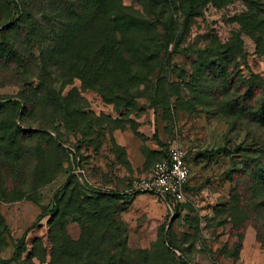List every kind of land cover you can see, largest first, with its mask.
Here are the masks:
<instances>
[{"label": "rangeland", "instance_id": "1", "mask_svg": "<svg viewBox=\"0 0 264 264\" xmlns=\"http://www.w3.org/2000/svg\"><path fill=\"white\" fill-rule=\"evenodd\" d=\"M150 1L122 0L146 17ZM156 1L165 21L120 34L79 17L83 0H0V264H264V51L242 18L252 5ZM16 5L29 15L6 31ZM102 41L118 49L103 77ZM174 146L191 166L178 211L113 194Z\"/></svg>", "mask_w": 264, "mask_h": 264}, {"label": "trees", "instance_id": "2", "mask_svg": "<svg viewBox=\"0 0 264 264\" xmlns=\"http://www.w3.org/2000/svg\"><path fill=\"white\" fill-rule=\"evenodd\" d=\"M249 1L250 4L252 5V8H250L248 12L242 15L243 20H245L244 28L247 31L249 30L253 32V34L258 33L255 36V38L259 43L260 49L262 48L260 52H263L264 41L262 37H264V19H263L264 0H249ZM181 2L184 6L190 4L189 0H187V2H185V0H182ZM69 5L73 6L72 12L75 11V5L72 2H69ZM149 5L152 8V12L149 14V17H146L136 8L131 6H126L122 2V0H96L92 10L90 9V4L88 3V1L83 0L82 7L81 9L79 8L78 13H79V17H83V19H87L90 16L92 21L96 23L98 28L103 30L104 32L108 31L110 33L114 30L115 32L117 31L120 34H123L125 30L131 27L133 28L134 26L139 25L141 22H145L146 24H148V26L153 28L158 23L156 18L163 19V17H165L166 9L163 3L158 2L156 0H151ZM16 7L19 16L14 21H12L11 24L7 25L4 28V30L6 31L22 26V24H24L23 22L25 21V19H27V16L29 15V11L27 10V8L20 9L18 5H16ZM185 13H186V23H187L191 19L192 14L190 13V11ZM152 16H154L155 19H152ZM163 21L165 20L163 19ZM163 23L166 24V28L174 26V20L172 17L166 18V22ZM64 33L65 35L67 34L66 31ZM1 45L2 44L0 43V46ZM115 46H110V44L107 41L106 42L102 41L100 47L94 52L95 54L94 62L95 64L96 63L99 64L98 73L101 74L102 77L106 73L107 67L110 66V64L116 58V53L118 49ZM9 48L4 50V54L8 52ZM10 53H12V50L9 51V54ZM79 64L80 63L74 64L73 68L66 69L60 74L61 77L64 79L63 81L65 84H69L73 78L79 76V73L81 75L80 72L81 68L79 67ZM44 74L45 73H43L42 76ZM41 79L43 81L45 77ZM258 88L257 91L263 95L259 102L258 108L264 110V80L260 79ZM247 98L248 97L246 94L245 99ZM8 103L10 105H13L14 107L20 106V102L18 101H9ZM166 154L167 153H165L164 156H166ZM113 194L119 196L137 195V194L128 193V191L126 192L116 191ZM179 208H181V204L177 205L175 210L178 211ZM183 264H188V263L184 260Z\"/></svg>", "mask_w": 264, "mask_h": 264}, {"label": "built area", "instance_id": "3", "mask_svg": "<svg viewBox=\"0 0 264 264\" xmlns=\"http://www.w3.org/2000/svg\"><path fill=\"white\" fill-rule=\"evenodd\" d=\"M190 176L191 166L186 151L180 146H174L146 175L133 180L128 193L152 194L174 212L186 197Z\"/></svg>", "mask_w": 264, "mask_h": 264}]
</instances>
